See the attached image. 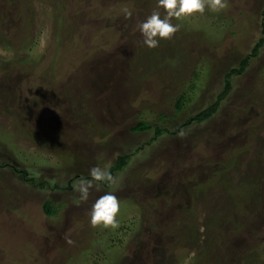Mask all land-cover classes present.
<instances>
[{"label": "rangeland", "instance_id": "obj_1", "mask_svg": "<svg viewBox=\"0 0 264 264\" xmlns=\"http://www.w3.org/2000/svg\"><path fill=\"white\" fill-rule=\"evenodd\" d=\"M153 10L166 14L157 0H0V264H264V0L171 18L178 31L148 48ZM244 56L214 114L184 126ZM14 59L33 72L3 70ZM140 119L163 130L131 131ZM106 165L116 183L80 201L79 179ZM106 191L115 229L89 223Z\"/></svg>", "mask_w": 264, "mask_h": 264}, {"label": "clouds", "instance_id": "obj_2", "mask_svg": "<svg viewBox=\"0 0 264 264\" xmlns=\"http://www.w3.org/2000/svg\"><path fill=\"white\" fill-rule=\"evenodd\" d=\"M228 6V0H157V7L165 10V15L157 10H153L143 21L138 24V29L143 37V44L148 48L158 46L159 40L169 39L179 29V24L170 22L171 18L180 19L193 13L203 14L207 7L210 11L219 12ZM125 17L131 16V12L125 10ZM90 178H80L75 186L78 191V199L87 201L89 189L93 187V181L106 183L108 186L116 183L109 167L106 165L101 168L94 166L89 169ZM99 188V184H97ZM120 211V202L116 195L111 191H106L99 196L89 209V223L91 226L111 227L119 226L117 219Z\"/></svg>", "mask_w": 264, "mask_h": 264}, {"label": "trees", "instance_id": "obj_3", "mask_svg": "<svg viewBox=\"0 0 264 264\" xmlns=\"http://www.w3.org/2000/svg\"><path fill=\"white\" fill-rule=\"evenodd\" d=\"M14 15H15V13H14ZM21 20H22V18H21ZM60 21H61V23H63V22L65 23L64 15H63V17H61ZM21 25H23V24H21ZM6 37H7V35H6ZM18 38L21 39V40H25L24 34H23V38H22V35H19ZM263 42H264V31H262V36L258 38V40L254 43L253 47L251 48V55L252 56L257 54L258 48ZM247 60H248V56L242 57L239 60L237 66L231 67L227 72L224 73L223 88L221 89L220 92L217 93L215 100H213L211 103L208 104L207 107L203 108L202 110H200L196 114L189 116L184 121V123H183L184 126H186L191 121L201 122L202 120L208 119L209 117L212 116V114H214V112L216 111V109L218 107L219 101L222 99V97L230 89V86H231L230 79H229L230 75L232 73H241L242 70L245 68V66L247 64ZM29 64L30 65H28V64L25 65L24 62L14 59V60L8 61L7 65L4 67L3 70L7 71V73H9V70H12V72L24 71V73L28 74V73H32L33 72L32 65H34V64H31V63H29ZM52 66L53 65H51L48 68H46L45 70H43L42 73H47L48 71L54 72V67H52ZM34 69L37 71L36 66L34 67ZM56 72H57V69H56ZM57 74H59V73H57ZM47 77H44L43 79H45ZM35 83H36L35 86H40L39 82L37 80H36ZM183 98H184L183 94H181L179 97L176 98L175 103H174L175 104L174 105L175 108L180 109L182 107ZM151 129H153L154 136H157L163 130V128H161V127L153 126V124L149 123L145 119H140L139 121H137L134 124V126H132L130 128V130L134 131V132H141V131H146V130H151ZM176 129L177 128H175L171 132H175ZM131 154H133V153H131ZM129 157H130V153H125V154L118 155L117 158H116V161L114 162V164L112 165L111 168L112 169H116V170H120L122 167H124V165H126L127 160H128ZM15 171H18L20 173V175L24 179H27L30 182H33V183L36 182L40 186L44 185L43 181H36L32 176L28 177L27 176V170H25V169H18V168L15 167ZM101 183H103V182H101ZM103 184L107 185L106 183H103ZM224 184H226V183H224ZM54 186H57V185H54ZM224 187L227 188V191H229L228 187H226L225 185H224ZM57 208L58 207H56L54 205V200H52L49 196H47L42 201V209H43L44 213L47 216L54 215L56 213V211H57ZM210 226H211V224L209 223V221H207L206 223L202 224V232H204V235H205V231H209L208 229H210ZM214 227H215V225H214ZM190 230L191 229H189V232H190ZM213 230H212V233L215 232V230H214V232H213ZM205 239H206V237L203 238L202 244L199 242V245H204Z\"/></svg>", "mask_w": 264, "mask_h": 264}]
</instances>
